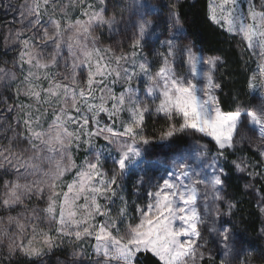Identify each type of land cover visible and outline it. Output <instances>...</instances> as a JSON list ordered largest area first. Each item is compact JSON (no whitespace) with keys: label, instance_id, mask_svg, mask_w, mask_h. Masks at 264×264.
<instances>
[{"label":"snow or ice","instance_id":"obj_1","mask_svg":"<svg viewBox=\"0 0 264 264\" xmlns=\"http://www.w3.org/2000/svg\"><path fill=\"white\" fill-rule=\"evenodd\" d=\"M136 3L139 9L155 11ZM19 10L21 26L3 34L4 55H16L10 67H0V86L11 90L15 85V96L28 97L35 107L15 105L18 123L0 130V264L19 258L43 264L65 244L74 251L64 264H137L139 255L147 253L160 264H203L206 258L215 264L212 250L207 257L202 250L201 228L213 211L219 219L237 208V201L224 192L226 173L218 161H226V153L242 151L245 143L254 145L255 162L237 156L232 165L237 174L248 177L245 190L264 180V102L231 111L221 108L216 95L220 85L214 77L219 58H205L192 46L176 43L183 28L174 4L169 14L174 34L161 41L167 50L157 52L161 59L154 72L146 57L137 59L152 25L143 13L132 25V51L126 52L123 47L117 51L111 45L99 46L97 30L107 26L112 32L123 21L115 11L106 14L107 0H23ZM208 18L239 36L254 55L258 51V71L248 87L252 92L264 90V0H247L246 11L241 0H211ZM65 48L63 70L53 71L61 68ZM0 62L8 64L6 59ZM184 66L189 75L182 73ZM141 79L148 81L143 96L132 86L133 80ZM42 80L49 82L47 88L40 86ZM121 82L126 86L117 95L113 86ZM149 116L163 121L158 137L146 134ZM247 132L255 133V140ZM182 134L214 141L211 176L197 171V163L209 155V145L198 140L175 156L169 178L148 191V203L138 204L133 217L121 192L125 174L143 158L141 145ZM98 140L105 144L97 147ZM81 146L88 155L78 164L74 150ZM105 153L114 165L111 175L104 168ZM201 185H211L212 200L227 212L206 203L201 214ZM117 198L122 204L113 215L110 206ZM204 199L208 200L207 192ZM257 204L264 217V196ZM208 231L219 242V264H249L240 257L231 229L217 228L213 221Z\"/></svg>","mask_w":264,"mask_h":264},{"label":"rangeland","instance_id":"obj_2","mask_svg":"<svg viewBox=\"0 0 264 264\" xmlns=\"http://www.w3.org/2000/svg\"><path fill=\"white\" fill-rule=\"evenodd\" d=\"M22 2L23 0H0V61H3L5 59L8 61L7 65L0 62V67H10L12 58L16 55L15 52H8L7 56L4 55V50L2 48L3 34L7 32L8 28L10 27L15 30L16 28H19L21 26L19 23V19H20L19 5ZM210 2L211 0H208V14H209ZM258 2L259 0H257V3ZM139 3L148 4L151 7H153L155 11L150 12L147 9H139L137 7L136 0H107L108 11L106 14L111 15L113 11H115L118 20L122 16L123 21L116 26V30L110 32L107 26H104L102 29L97 30L96 35L100 37L99 46L101 48L111 45L114 48H116L117 51H119V49L123 47V49L126 52H131L132 49L129 47V45L132 39L134 38V32H135V29L133 28L132 25L141 19V13H143L142 18L145 20L152 21V25L150 26L148 33L146 34L144 41L142 42L143 49L138 50L139 55L137 59L140 60L146 57L150 62H152V67H153V72H154L156 68L159 67V63L161 59L157 55V52H163L167 50L166 45L163 47L161 46V41L170 38L174 34V28L169 22V14H170V11L172 10V5L173 4L175 5L176 3V0H139ZM241 5L244 7L246 11L247 0H241ZM121 7L125 9L123 12L120 11ZM75 15H78V13L74 14L73 18H75ZM180 26H181V23H180ZM157 37L159 38L157 39ZM176 43L181 48H183L184 46H192L194 51H197L198 53L203 55L205 58H209V57L217 58V57L208 56L199 47L192 45L189 41L186 40V38H184L183 32L180 33V37L176 40ZM49 51H50V47H49ZM249 52H250L249 53L250 57L252 59L251 64L253 65L251 68L254 74V73H257L258 71L257 63L260 58L258 55V51H257V54L255 55L253 54V52L251 51ZM67 55H68L67 49L65 48L62 51V56L60 60L61 68L54 69L53 71L63 70L62 66L64 64L65 58H67ZM197 68L200 71L207 70V66L205 65H197ZM181 71L183 74L189 75L187 66H184L181 69ZM216 72H217V67L214 72L215 82L217 83ZM85 74H86V70H85ZM22 78H23L22 75H20V79ZM199 82L201 84L203 83L202 80ZM147 84H148V81L143 80V79H141L140 81H137V80L132 81V86L140 90L141 96H143V91L146 88ZM40 86L42 88H47L49 86V82L47 80H42L40 82ZM125 86L126 85L123 82H121V83L114 85L113 90L118 95ZM14 89H15V85H13V88L11 90L0 86V130L6 128L8 124L15 125L16 123H18L17 121L14 120V117H16L18 114L17 110L14 107L15 105L33 104L35 107L34 101L29 100L28 97L21 95L19 98H17L15 96ZM217 91L218 89L216 90V95H217ZM252 93L256 95L253 105L261 103L262 98L264 96V90L257 89L255 92H252ZM9 105L13 106L12 111L8 110ZM44 107L46 106L41 107V111H43ZM125 118H127V114H125ZM50 120H51V115H49L47 120L44 122L45 128H47V124L48 122H50ZM101 120L102 122H107V117L101 114ZM247 134L249 136H252L253 139L255 140V136H256L255 133L247 132ZM7 135H11V132L9 131ZM186 136L189 138V142L187 146L177 147L175 145H169L170 147L169 146L167 147L166 144L164 146L161 145L163 142L161 144H156L155 146H153V144L151 143L149 145H141L142 149H144L143 158L141 159L138 166L131 167L130 170L125 174V177L123 180L124 188H123V191L121 192V195H123L129 203V212L133 217L136 216V206L138 204L141 206H144L148 203V195H147L148 191L150 190L154 191L159 185L163 183V179L169 178L168 173L170 171H173L172 169L173 159L178 153L184 152L194 147L198 140L201 143H206L204 142L203 139H208L214 143V141H212L211 138L209 137H199V136L192 137L188 135ZM4 142L6 143V140ZM256 143H259V141H256ZM96 144H97V147H100V146H103L105 142L103 140H98ZM244 145L250 146L253 150H255L254 145H249L247 143H245ZM74 152H75V159L78 164L84 160L86 155H88V153L84 151L83 146H81L80 151L76 152L74 150ZM212 153H215V152H212L210 150V145H209V155L203 161H200L197 163V171L201 172L206 177H210L213 171V169L210 167V165L213 162ZM113 155H115V152H113ZM218 163H220L223 166L222 160L218 161ZM113 167L114 165L112 164L111 158H109L108 154L105 153L104 168L108 172L109 175H111ZM74 175H75L74 171L68 174L65 177L66 181H70ZM242 178L243 179L245 178L244 182H247L248 180L247 176H242ZM138 181H142V183H138ZM248 191L250 192L251 196L253 197V199L255 200L257 204V201L261 197L260 193L255 188L250 189ZM200 192H201V198L198 201V210L201 212L202 215L204 214V208H205L206 203L210 209H215L219 207L221 212H227V208L225 206L221 205L220 202H215L212 200L211 185H207V186L201 185ZM205 192H207L208 194L207 201H205L204 199ZM225 194L230 198V196L226 192ZM121 204L122 202L117 198L115 201V204L110 206L113 210V215H115V213L119 210V208L121 207ZM226 219L227 220L231 219V215H222L219 219H217L215 217V212L213 211L211 215L207 217V223L204 226H202L201 232H202L203 239L201 240V244L204 245L202 250L205 251L206 257H207L208 250H212L213 254L217 257L216 260L219 262V242L217 238L213 236L212 234H210L208 231V228L211 227L213 221H215L217 228L231 229L233 233V240L235 244L237 245V249L240 251L241 258L248 260L249 264H264L263 258L258 257L254 250L248 248L246 245H244L243 243L239 241L240 230L237 229L235 226H232L231 224H229ZM97 220L98 221L103 220V217H98ZM261 234L264 235V227L261 228ZM65 247H68L71 249L70 251V256H71L74 249L67 244H65L61 248H65ZM58 249L59 248L55 250H58ZM85 252L86 253L91 252L90 246L85 247ZM68 259H64L61 261L58 260L57 264H64V262L68 261ZM235 264H239V260H235Z\"/></svg>","mask_w":264,"mask_h":264},{"label":"trees","instance_id":"obj_3","mask_svg":"<svg viewBox=\"0 0 264 264\" xmlns=\"http://www.w3.org/2000/svg\"><path fill=\"white\" fill-rule=\"evenodd\" d=\"M175 10L183 28L184 38L192 45L199 47L205 54L220 59L217 65L216 78L220 88L217 97L224 111L235 110L237 106L250 108L254 104L255 94L249 87V78L253 75L250 52L245 43L236 35H231L208 18V0H176ZM264 102V96L262 98ZM163 124L162 120L149 116L146 120V134L158 137ZM210 145L212 152L216 151L215 144L208 139H203ZM163 142V143H162ZM189 138L179 135L171 141L154 139L151 144L187 146ZM169 143V144H168ZM168 144V145H167ZM170 147V146H169ZM227 160H222L226 173L224 176L225 192L230 198L237 201V208L231 214L229 224L240 230L239 241L254 250L258 257L264 259V219L258 212V205L248 190L244 189V180L233 168L232 161L237 156H246L255 162L258 154L250 146L243 145V150L236 153H226ZM2 183V181H0ZM255 189L264 196V181H255ZM71 249L59 248L53 251L43 261V264H57L58 260L68 259ZM13 264H28L24 258L13 261ZM86 264V263H85ZM137 264H160L158 258L150 253L140 254ZM203 264H212L205 259ZM215 264H219L216 260Z\"/></svg>","mask_w":264,"mask_h":264}]
</instances>
